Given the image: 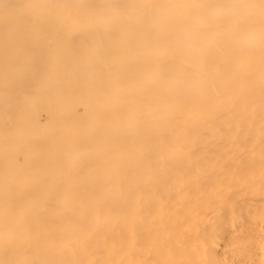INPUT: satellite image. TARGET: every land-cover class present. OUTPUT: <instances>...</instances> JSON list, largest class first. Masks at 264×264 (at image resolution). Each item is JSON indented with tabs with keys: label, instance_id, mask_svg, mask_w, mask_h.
Instances as JSON below:
<instances>
[{
	"label": "bare ground",
	"instance_id": "obj_1",
	"mask_svg": "<svg viewBox=\"0 0 264 264\" xmlns=\"http://www.w3.org/2000/svg\"><path fill=\"white\" fill-rule=\"evenodd\" d=\"M263 167L264 0H0V264H261Z\"/></svg>",
	"mask_w": 264,
	"mask_h": 264
},
{
	"label": "rangeland",
	"instance_id": "obj_2",
	"mask_svg": "<svg viewBox=\"0 0 264 264\" xmlns=\"http://www.w3.org/2000/svg\"><path fill=\"white\" fill-rule=\"evenodd\" d=\"M255 166L254 165H251L250 166V168L251 169H253ZM264 168V167H263ZM236 172V171H235ZM258 174H260V172L258 173ZM257 174V175H258ZM261 174L262 175H264V169H263V171H261ZM254 185L252 184V188H251V191L250 192H255V193H258V194H260V190H258V189H254ZM255 190V191H254ZM156 206H158L157 208H160V207H164L163 205H161V204H155V207H153V208H155L156 209ZM166 206H170V205H166ZM155 209H153V211L155 210ZM156 211H159V210H157L156 209ZM114 212H116V211H114ZM136 211H129V210H119V212H118V214L120 213V215H121V221H122V223H123V225H124V227H126V225H129L130 226V221H129V219L130 218H132V219H136L135 221V223H137V227H139V229H140V231L141 230H143L144 228V226H146L147 224H146V222H148L147 221V219H150V218H148L147 217V212H148V214H150V216H152V218H155L156 219V222H155V220H154V223H157V224H159V225H153L152 224V227L154 226V227H158V230H157V232H158V236L160 235L165 241V245H167V247L165 248V245L162 243V248H164L163 249V253H164V255H165V257H167V258H169L168 259V261L167 262H169L168 264H170V263H172V262H170V259H171V261H174V262H177L176 260H175V257H174V254H173V252H175L176 254H175V256L176 257H178V259L177 260H179V258H180V260H183V259H186L187 257H190L191 256V253L190 254H188V256L186 257V258H183V259H181V257H183L182 255H181V257L180 256H177L179 253H181L182 254V252L184 251V250H186V248L184 249V250H182V248H181V246H180V240H178L177 238H178V236H176L175 234H173L170 230L168 231V226H167V223H168V220H169V218L167 217V216H165V215H167L168 213H166V212H160L159 211V213H160V215H159V213H158V215L159 216H162L163 218H164V220H165V222L163 221L162 223H164L163 225H160V221H159V219L156 217V216H154V213L152 214V212H149L148 210H141V214H139V217H137L136 218V214L134 215V213H135ZM146 212V213H145ZM167 212H174V211H167ZM171 213H169V215L171 214ZM172 215V214H171ZM114 216V214L112 215V217ZM138 216V215H137ZM158 216V217H159ZM172 216H174V214L172 215ZM263 216V218H264V214L262 215ZM108 217H110V215H108ZM116 217V216H115ZM114 217V218H115ZM111 218V217H110ZM173 218V217H172ZM259 218H261V216L259 217ZM116 219V218H115ZM55 220V219H54ZM58 220V219H57ZM56 220V221H57ZM152 220V219H151ZM160 220H162L161 219V217H160ZM262 220V219H261ZM264 220V219H263ZM114 221V220H113ZM264 222V221H263ZM55 222H52V224H51V226L52 225H55L54 224ZM108 223H110V222H108ZM107 223V221H106V224H108ZM115 222H113V224L112 225H115L114 224ZM134 223V224H135ZM153 223V222H152ZM169 224H170V221H169ZM118 226H120L119 224H117ZM122 225V224H121ZM131 225H133L132 223H131ZM150 225V224H149ZM117 226V228H119ZM171 226H172V224H171ZM171 226H170V228H171ZM176 226V225H175ZM132 227V226H131ZM134 227H135V225H134ZM150 227H151V225H150ZM143 228V229H142ZM146 228H147V226H146ZM169 228V229H170ZM49 229V228H48ZM120 229V228H119ZM121 229H122V227H121ZM135 229H136V227H135ZM134 229V230H135ZM139 229H137V230H135V231H137L138 232V230ZM148 229V228H147ZM156 229V228H155ZM161 229H163V232H162V230ZM171 229H173V228H171ZM146 230V229H145ZM145 230H143V231H145ZM161 230V231H160ZM119 231V230H118ZM174 231H177V229L175 230L174 229ZM146 232V231H145ZM145 232H144V234H145ZM148 233V235H150V232L149 231H147ZM156 232V233H157ZM139 233V232H138ZM143 233V232H142ZM141 232H140V234H142ZM155 232H154V234H156ZM160 233V234H159ZM114 234L115 233H111L110 235H107V236H101L103 239H105V240H109V236H114ZM117 234H119V233H117ZM137 234V233H136ZM140 234H139V236H140ZM147 234H145L146 235V237H147V241L149 242V240H148V236H147ZM176 234H178L177 232H176ZM138 235V234H137ZM151 235H152V232H151ZM170 235V236H169ZM119 236V235H118ZM120 236H121V234H120ZM136 236V235H135ZM138 236V237H139ZM156 236V235H155ZM177 238H176V237ZM100 237V238H101ZM116 237V236H115ZM115 237L113 238V237H110V238H112V240L113 239H115ZM142 237H143V235H142ZM142 237H140V238H142ZM146 237H144L145 239H146ZM151 237V236H150ZM171 237V238H170ZM180 237V236H179ZM101 238V239H102ZM121 238V239H120ZM153 238H154V236H152V242H154V240H153ZM129 239H132L131 241H129ZM133 239H135V237H132V236H130V235H128V236H125V235H123L122 234V236L121 237H119V244L121 245V247H122V250H121V247H119L120 245H118V247H119V249L121 250V251H123L122 253V255H124V256H122V257H126V260H128L129 261V264H144V261H143V259H145V262H146V259L148 258V257H141V256H143L145 253L147 254V252H148V250H150L151 249V246L148 244V242H146L148 245H149V248L150 249H148L147 250V252H145V250H146V247H144V249L145 250H143V252H145L144 254H142L141 252V260L143 261H141L138 257H139V255L137 256V254L139 253H137L136 251H138V250H141V248L143 249V247H139V243L141 242L140 240H139V245L135 242V241H133ZM98 239H96V241H97ZM142 241H144V239H141ZM173 240V241H172ZM242 240V239H241ZM104 241V240H103ZM103 241H101L102 242V244H103ZM118 241V240H117ZM151 241V240H150ZM93 241L91 240V242H90V244H88V248H90V249H88L87 251H92V253H94V257H90V259H92L93 258V264H100L99 263V260L102 258V257H104V256H108L107 254H106V252H108V250L105 252V251H103L102 250V248H101V246L102 245H100V243L99 242H97L98 243V245H97V243H96V245L97 246H94V247H91L90 245H91V243H92ZM115 242V241H114ZM176 244H175V243ZM105 243V242H104ZM113 243V242H112ZM108 244V243H107ZM106 244V245H107ZM116 245L118 244V242L117 243H115ZM94 245H95V243H94ZM100 245V246H99ZM105 245V246H106ZM143 245V244H142ZM144 245H145V243H144ZM178 247H177V246ZM147 246V245H146ZM113 247V246H112ZM111 247V248H112ZM115 247V246H114ZM109 248V247H108ZM138 248H140V249H138ZM257 248H258V253H259V256H260V258H262V259H260L261 260V264H263L264 263V236H262V237H260L259 239H258V242H257ZM86 249V248H85ZM84 249V250H85ZM115 249H116V247H115ZM138 249V250H137ZM83 250V251H84ZM119 250V251H120ZM180 250V252L179 253H177L178 251ZM103 251V252H102ZM109 251H110V249H109ZM118 251V250H117ZM142 251V250H141ZM182 251V252H181ZM105 252V253H104ZM111 252V251H110ZM110 252H108L109 253V255H110ZM112 253V252H111ZM114 253V252H113ZM118 253V252H117ZM149 253V252H148ZM189 253V252H188ZM86 254H87V252H86ZM119 254V253H118ZM186 253H184L183 255H185ZM83 255H84V253H83ZM89 255H90V253H89ZM93 254H91V256H92ZM114 255H115V253H114ZM148 255V254H147ZM84 256H87V255H84ZM149 256V255H148ZM111 257H113V255L111 256ZM116 257H117V255H116ZM120 257V254H119V256H118V258ZM86 258V257H85ZM109 258V257H108ZM115 258V257H114ZM114 258H111V259H114ZM143 258V259H142ZM87 259V258H86ZM120 259H121V257H120ZM118 260V261H121V260ZM164 259H166V258H164ZM191 259H192V261H191V264H193V259H194V256L193 257H191ZM82 260L84 261L85 259H84V257L82 258ZM89 260V259H88ZM148 260V259H147ZM167 260V259H166ZM86 261V260H85ZM112 261H114V260H112ZM116 261V263L115 264H117V260H115ZM125 260H123V262H124ZM183 261H185V260H183ZM183 261H181L182 262V264H184L183 263ZM87 262V261H86ZM92 262V261H91ZM123 262L121 263V264H123ZM127 262V261H126ZM142 262V263H141ZM151 262L152 261H150V263L149 262H146V263H149V264H151ZM180 261H179V264L181 263ZM83 263V262H82ZM81 263V264H82ZM113 263V262H112ZM119 263V264H120ZM145 263V264H146ZM178 263V262H177ZM176 263V264H177ZM185 263H186V261H185ZM187 263H189V262H187ZM219 263V262H218ZM217 263V264H218ZM88 264H89V262H88ZM91 264V263H90ZM128 264V263H127ZM163 264H165V262L163 263ZM172 264H174V263H172ZM216 264V263H215Z\"/></svg>",
	"mask_w": 264,
	"mask_h": 264
}]
</instances>
